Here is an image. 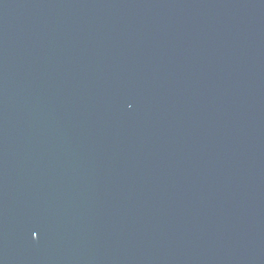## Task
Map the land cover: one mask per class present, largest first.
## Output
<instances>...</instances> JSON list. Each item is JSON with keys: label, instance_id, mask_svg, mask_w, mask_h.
<instances>
[{"label": "water", "instance_id": "water-1", "mask_svg": "<svg viewBox=\"0 0 264 264\" xmlns=\"http://www.w3.org/2000/svg\"><path fill=\"white\" fill-rule=\"evenodd\" d=\"M0 264H264V0H0Z\"/></svg>", "mask_w": 264, "mask_h": 264}]
</instances>
